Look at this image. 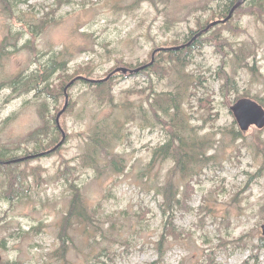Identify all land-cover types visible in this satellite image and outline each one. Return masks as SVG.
Here are the masks:
<instances>
[{"label":"rangeland","instance_id":"rangeland-1","mask_svg":"<svg viewBox=\"0 0 264 264\" xmlns=\"http://www.w3.org/2000/svg\"><path fill=\"white\" fill-rule=\"evenodd\" d=\"M6 1L10 0H0V149L19 156L31 151L30 135L53 128V117L66 101L63 95L56 101L13 86L17 78L57 61L59 67L50 81L59 88L69 80L67 106L69 96L77 103L59 119L62 145L16 167L25 179L18 196L4 197L7 182L0 172L1 264H264V246H259L264 223V127L241 131L230 109L243 97L264 101V11L251 9L252 0H247L227 26H213L197 41L203 46L194 50L193 62L185 70L196 77V86L187 89L193 94V113L188 103L185 107L192 113L195 131L211 140L208 155L212 157L193 166L187 178L192 189L183 202L185 181L178 170L169 173L172 162L157 160L149 165L152 149L167 135L144 110L138 92L149 86L144 74L113 77L118 100L129 92L134 110L144 103L136 121L125 125L122 141L114 145L124 171L101 169L99 174L95 168L78 165L85 135L110 113V107L96 108L88 81L77 72L98 79L124 63H142L154 48L182 44L217 20L229 0H156V4L22 0L13 17ZM215 32L223 34L225 44L209 40ZM240 49L250 53L242 62L247 66L237 62L234 50ZM223 66L234 81L227 96L221 92ZM178 76L154 77L152 85L158 91L176 90ZM150 122L154 127L147 126ZM232 125L241 138H233ZM65 164L74 167L73 178L91 219L67 224L63 244L59 227L71 192L57 172ZM169 178L180 196L170 216L162 211L159 193ZM170 217L174 234L165 230ZM163 235L167 241L160 256ZM58 251L64 253L57 256Z\"/></svg>","mask_w":264,"mask_h":264},{"label":"trees","instance_id":"trees-1","mask_svg":"<svg viewBox=\"0 0 264 264\" xmlns=\"http://www.w3.org/2000/svg\"><path fill=\"white\" fill-rule=\"evenodd\" d=\"M142 1H150L153 4H156V0H135L134 2L135 4H139ZM21 2L22 0H10L5 2L7 5L10 4L11 17L14 16V7L19 5ZM237 2L238 0H229V3L225 5V9H223L224 11L220 10V15L217 20L226 17L230 11L229 9H231ZM246 2L247 0L244 1L238 9H235L234 14L245 7ZM250 3L251 9H261L264 11V0H252ZM248 11H250L249 8L246 12ZM228 23L229 21H225V23H219L220 25L217 24L219 27H217V25L214 27L220 29L227 26ZM203 28L204 27L199 30ZM196 33L197 31L192 34L194 35ZM222 36L223 34L219 35L215 32L214 34H211L209 40L215 41L217 45H220V43L225 44L226 39L222 38ZM198 39L190 45H187V42L189 41V39H187L182 44L177 45V43H175L170 46H179L178 49H168L170 48L169 46L166 47V49L154 48V50L150 52L149 58L144 62L135 65H127L124 63L123 66H119L129 67V69L134 70L131 72H117L115 69L118 67H115L109 71L105 77L98 79L88 77L90 74L85 72H77L80 79L88 81L93 103L97 105L96 108L101 110L103 107H110V113L103 116L100 120H97L90 133L85 135V149L79 156L80 161L78 162V165L95 168L99 174L101 173V169L108 170L113 173L123 172L125 164L121 156L114 152V145L122 141V138L125 135L123 134L124 129H126L125 125L136 121V114L138 113L140 107L144 105L143 101H145L146 106L144 110L150 114L151 121L159 124L160 127L165 130L167 135L166 140L162 144H159L152 149V155H150L152 158L149 163L150 168L153 167L157 160H170L172 162V167H170L169 173H173L178 170L180 177L185 181L184 196L182 197V201L185 202L187 192L192 189L187 181V178L192 176L193 172L191 171L197 161L200 159L204 161L207 158H210L211 154L208 155V149L212 146L210 142L211 140L207 137L199 136L198 132L195 131L196 128L190 124V115H192V111H194V109H192L193 105L190 104V99L193 94L191 90L187 92V89L188 85H192L190 86L191 88L196 86L194 84L196 77L188 72H185V70L189 64L193 62L194 50L200 49L202 48L201 46H203L199 45L197 42ZM180 46H182V48ZM234 53L239 65H244L242 62H244L246 56L250 54L243 49L238 51L234 50ZM58 67L59 64L57 61H53L47 65L42 64L32 75L19 77L13 81L12 85H17L18 88H22L24 91H34L36 95L45 94L47 97H54L56 98V101H58L57 97L59 95H63V97L69 95L67 93V87L70 85L69 80L65 82L62 81L60 87L58 88L50 81V77L57 72ZM135 69L138 70L136 71ZM119 73L125 77L144 74L149 82V86L147 88L138 91L141 95V100L143 101L140 102L141 106L137 108V110H134L133 101L128 98L129 96L127 93L129 92H126L125 97L120 100H118L113 93V77L117 74L119 75ZM174 73L179 75L178 78L180 80L176 90L158 91L154 88V85H152L154 84V77L163 79L164 77L171 76ZM219 75L223 78L221 92L224 96H227L226 93L230 90L229 86L234 83V81L226 70V66L220 68ZM259 102L264 107V101L260 99ZM76 103V100H71L69 96V104L67 106L68 111H71ZM186 103H188L187 107L190 108L192 113L187 111V108L185 107ZM56 117L57 115L53 117V128L48 126L46 127V130L45 128H40L30 135L29 142L33 143V145L30 149L31 151L26 149L24 153L25 155L19 156L6 148L0 149V172L5 175V183L7 182L6 189L4 190L5 198L11 199L18 196V193L23 191V183L25 182V179L22 172L19 171L18 168L16 169V167L22 162L50 153L48 151L59 142L58 139L60 136V129L56 124ZM147 126L154 127V123L150 122ZM230 133L233 138L242 137V133L235 129L234 125H232ZM43 136L45 137L43 138ZM32 137H38V139L33 140ZM261 152L264 160V144ZM28 155H31L32 157L20 159ZM61 166L58 169L57 178H62L65 183H68L71 192L69 209L63 216L58 234V237L64 244L65 241L63 239L67 237V224L72 225L73 219H75L78 223H87L91 217L88 213V205L80 193L78 184L75 183V178H73L74 167H70L69 164H65L63 168ZM10 167H12L13 170H11ZM262 169H264L263 166L261 170ZM159 193L163 198V203L161 204L162 211L164 215L169 214L168 216H170L172 207L180 201L178 199L180 196L177 192H175L173 182L170 178L164 183L162 190L159 191ZM170 221L171 217L166 223L165 230H167L169 234H174L175 228ZM166 239L165 235L159 239L158 252L160 256L164 254L163 246L167 241ZM259 246H264L263 236L260 238ZM62 250H64V248ZM63 253V251H58L57 256H61ZM10 264L16 263L10 261Z\"/></svg>","mask_w":264,"mask_h":264},{"label":"water","instance_id":"water-1","mask_svg":"<svg viewBox=\"0 0 264 264\" xmlns=\"http://www.w3.org/2000/svg\"><path fill=\"white\" fill-rule=\"evenodd\" d=\"M244 1L246 0H238V2L235 3L231 9H229L230 11L226 17L219 19L217 21L214 20L212 22H209V24L206 26L205 29L207 30L210 27H213L219 23H225V21H229V19L233 17L235 9H237L240 5H242ZM178 47L179 46L170 47L168 49H178ZM180 47L182 48V46ZM135 70L137 71L138 69H135ZM115 71L126 73L128 71L131 72L134 70L129 69L127 67H118L115 69ZM65 98H66L65 104L56 117V124L59 129H61V126L59 124L60 116L67 108L68 96L66 95ZM230 109L232 111V114L234 115L233 117H235L236 122L239 126L238 129H240L241 131H247L248 128H250L251 126H256V128L258 129H262V127H264V107L258 101L252 98H249V97H243V98L238 99L234 104H232ZM63 141H64V134L60 142L56 146H54L52 149H50L48 152L56 150L59 146L62 145ZM29 157H32V156L28 155L20 159H25ZM261 232L263 234L262 236L264 237V223H262L261 225ZM1 261H2V256L0 253V264H1Z\"/></svg>","mask_w":264,"mask_h":264},{"label":"flooded vegetation","instance_id":"flooded-vegetation-1","mask_svg":"<svg viewBox=\"0 0 264 264\" xmlns=\"http://www.w3.org/2000/svg\"><path fill=\"white\" fill-rule=\"evenodd\" d=\"M228 11H229V10H228ZM205 28H206V25L204 26L203 29L198 30L197 33L194 34V35L189 39V41L187 42V45H190V44L194 43L198 38H200V37L202 36V34L206 33L208 30H210V29L213 28V27H210V28L207 29V30H206ZM201 32H202V33H201ZM199 33H201V34H199Z\"/></svg>","mask_w":264,"mask_h":264},{"label":"bare ground","instance_id":"bare-ground-1","mask_svg":"<svg viewBox=\"0 0 264 264\" xmlns=\"http://www.w3.org/2000/svg\"><path fill=\"white\" fill-rule=\"evenodd\" d=\"M238 9V8H237ZM185 44V43H184ZM129 68V67H128Z\"/></svg>","mask_w":264,"mask_h":264}]
</instances>
